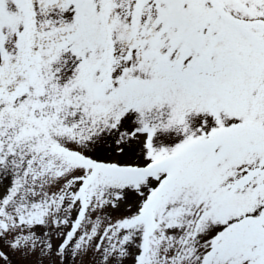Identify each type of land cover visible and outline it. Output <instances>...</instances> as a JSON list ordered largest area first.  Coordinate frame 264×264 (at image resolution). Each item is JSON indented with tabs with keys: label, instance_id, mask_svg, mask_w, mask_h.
Returning <instances> with one entry per match:
<instances>
[{
	"label": "snow or ice",
	"instance_id": "1",
	"mask_svg": "<svg viewBox=\"0 0 264 264\" xmlns=\"http://www.w3.org/2000/svg\"><path fill=\"white\" fill-rule=\"evenodd\" d=\"M0 264H264V0H0Z\"/></svg>",
	"mask_w": 264,
	"mask_h": 264
}]
</instances>
